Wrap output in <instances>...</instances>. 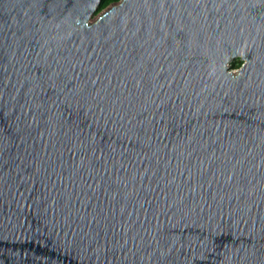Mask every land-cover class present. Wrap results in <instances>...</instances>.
<instances>
[{"label": "water", "instance_id": "1", "mask_svg": "<svg viewBox=\"0 0 264 264\" xmlns=\"http://www.w3.org/2000/svg\"><path fill=\"white\" fill-rule=\"evenodd\" d=\"M100 2L0 0V264H264V0Z\"/></svg>", "mask_w": 264, "mask_h": 264}, {"label": "trees", "instance_id": "2", "mask_svg": "<svg viewBox=\"0 0 264 264\" xmlns=\"http://www.w3.org/2000/svg\"><path fill=\"white\" fill-rule=\"evenodd\" d=\"M120 0H101L97 10H96V13L97 12H100L101 10L105 9V8H108V7H111L112 5L114 4H117ZM242 64V61L240 58H236L235 60H233L231 63H230V68L232 69H236L238 68L240 65Z\"/></svg>", "mask_w": 264, "mask_h": 264}, {"label": "rangeland", "instance_id": "3", "mask_svg": "<svg viewBox=\"0 0 264 264\" xmlns=\"http://www.w3.org/2000/svg\"><path fill=\"white\" fill-rule=\"evenodd\" d=\"M108 8H110V7H108ZM108 8H105V9H103V10H101L100 12H94L92 15H91V18H90V22H93L97 17H98V15H100L101 13H103L105 10H107ZM235 60V59H234Z\"/></svg>", "mask_w": 264, "mask_h": 264}]
</instances>
